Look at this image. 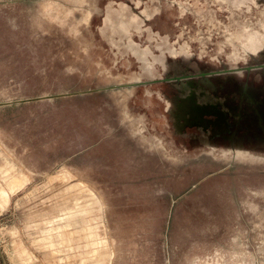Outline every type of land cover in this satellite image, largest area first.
<instances>
[{"label": "rangeland", "instance_id": "1", "mask_svg": "<svg viewBox=\"0 0 264 264\" xmlns=\"http://www.w3.org/2000/svg\"><path fill=\"white\" fill-rule=\"evenodd\" d=\"M184 6L0 0V264H264V153L178 133L166 101L195 92L246 137L264 61Z\"/></svg>", "mask_w": 264, "mask_h": 264}, {"label": "flooded vegetation", "instance_id": "2", "mask_svg": "<svg viewBox=\"0 0 264 264\" xmlns=\"http://www.w3.org/2000/svg\"><path fill=\"white\" fill-rule=\"evenodd\" d=\"M200 1L189 0L190 7H184L193 10L200 22L207 21L214 26H219L224 36L222 42L226 45H231L234 57H243L248 62L259 63L264 61V3L258 2L250 14L245 13L244 10L236 12L226 5H218L216 9H211L210 12H214L212 14L206 13L209 10V2L204 0V4H201ZM151 7L155 10L144 9L142 14L149 17L161 9V5L152 4ZM219 10L228 11V21H222L217 18L216 13ZM203 37L210 39L212 33L207 36L203 33L200 38ZM250 58L251 61L249 60ZM232 99V96L227 95L226 105ZM166 101L172 126L178 133H184L190 128L197 127L207 130L210 127L212 129L210 143L214 144L212 150L220 149L219 146L215 145H222L224 148L221 153L250 155L257 153L255 148L258 147L257 150L264 153V124L262 126L258 122L253 121L251 130L247 131L246 137L245 135L240 136L239 133L231 136V133L228 132L231 130V126L227 120V113L219 105L207 103L203 105V101L197 98L195 92H192L186 98L179 96L167 97ZM263 102L264 98L262 99ZM230 110L235 113L232 108ZM211 113L217 115V118L207 117ZM221 136H224V139ZM247 141L252 142L251 145H248ZM218 142H221V144Z\"/></svg>", "mask_w": 264, "mask_h": 264}, {"label": "bare ground", "instance_id": "3", "mask_svg": "<svg viewBox=\"0 0 264 264\" xmlns=\"http://www.w3.org/2000/svg\"><path fill=\"white\" fill-rule=\"evenodd\" d=\"M21 172V171H20Z\"/></svg>", "mask_w": 264, "mask_h": 264}, {"label": "water", "instance_id": "4", "mask_svg": "<svg viewBox=\"0 0 264 264\" xmlns=\"http://www.w3.org/2000/svg\"><path fill=\"white\" fill-rule=\"evenodd\" d=\"M259 64V63H258Z\"/></svg>", "mask_w": 264, "mask_h": 264}]
</instances>
